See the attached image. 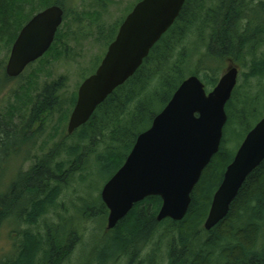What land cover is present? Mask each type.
Segmentation results:
<instances>
[{
  "label": "trees",
  "instance_id": "16d2710c",
  "mask_svg": "<svg viewBox=\"0 0 264 264\" xmlns=\"http://www.w3.org/2000/svg\"><path fill=\"white\" fill-rule=\"evenodd\" d=\"M255 1L257 5L253 0H215L208 9L205 0H185L174 24L153 46L136 73L97 107L85 125L72 135L67 134L54 152L37 159L29 172L19 173L8 190L0 192V229L9 220L26 227L17 238L12 255L0 259V264L68 263L83 241L78 225L73 224L75 218L80 216L82 228L83 220L95 218L103 219L105 227L108 212L99 195L88 196L90 201L85 200L75 210L76 217L50 223V215L64 210L60 197L68 189L66 178L72 183L77 174L80 183L94 191L88 179L100 169L107 174L105 184L122 166L137 136L150 127L183 80L197 76L208 91L216 84V71L220 70L217 64L221 66L228 57L240 59L244 55L251 58L249 74L234 88L225 106L227 121L220 148L193 189L183 220L157 222L161 200L146 198L134 205L113 230L104 229V238H109L106 252L94 257L96 250H91L82 264H115L119 258H125L126 264H264V161L246 178L227 217L210 231L203 229L212 196L239 147L232 155L223 149L225 128L232 121L245 122L261 107L258 102L264 97V4L262 0ZM52 4L64 8L62 0H0V53H8L23 25L38 10ZM93 4L97 5V1ZM82 13L84 20H98L92 11ZM119 23L110 29L105 43L113 40ZM104 27L99 24L100 35L104 34ZM59 30L40 61L50 55L57 57L56 48L63 41ZM202 48L206 49L203 54ZM208 60L211 62L206 68ZM5 78L8 79L6 75ZM248 78L256 82L251 92ZM60 89V83L51 82L38 97L41 111L59 110V125L69 118L76 102L74 93L63 104ZM155 102L161 107L151 110L149 105ZM31 113V120L21 131L0 129L1 164L8 160L10 151L25 142L24 135H29L30 123L37 118L35 108ZM262 113L244 137L264 117ZM72 139L73 144L65 143ZM58 149L65 154L61 161L55 158ZM95 191L99 193L100 189Z\"/></svg>",
  "mask_w": 264,
  "mask_h": 264
},
{
  "label": "water",
  "instance_id": "95a60500",
  "mask_svg": "<svg viewBox=\"0 0 264 264\" xmlns=\"http://www.w3.org/2000/svg\"><path fill=\"white\" fill-rule=\"evenodd\" d=\"M185 0H141L127 15L94 74L79 86L66 132L85 125L118 87L140 68L153 46L178 18ZM64 11L53 5L33 15L10 49L5 75L15 79L51 48ZM238 70L230 66L206 92L197 76L181 82L166 106L140 133L122 166L103 185L106 231L113 230L134 205L158 197L156 221L180 222L191 194L218 152L227 121L225 106L236 86ZM264 161V117L245 135L214 192L203 229L223 221L246 178Z\"/></svg>",
  "mask_w": 264,
  "mask_h": 264
},
{
  "label": "rangeland",
  "instance_id": "374dc122",
  "mask_svg": "<svg viewBox=\"0 0 264 264\" xmlns=\"http://www.w3.org/2000/svg\"><path fill=\"white\" fill-rule=\"evenodd\" d=\"M95 1H97V5L93 4ZM95 1L91 3V0H62L66 16L64 17L63 26L61 29L59 28V33L61 34L59 38L63 41H60L56 48L57 57L53 55L47 56L45 59L28 66L20 77L7 79L3 72L11 47L8 53L5 51L0 53V129L21 131L31 120L32 108L37 110V118L34 117L30 123L29 135H24L25 142L19 144L13 151L8 153V160L4 164L0 163V192H6L11 184L14 183L13 181L19 173L25 174L29 172V169L37 162V159L41 160L42 157L54 152L56 146L60 145L62 141L64 142V138L68 136L66 132L68 118L66 122L59 125V110L54 109L53 111L51 110L52 112L40 110L38 97L41 95L43 87L51 82L60 83L59 98L63 104L70 96L74 93L76 94L84 77L95 71H93L94 67L97 63H100L105 55V47L109 45L105 41L110 37V29L121 20L123 15L125 16V13L129 9L131 10L137 0ZM253 1V4L257 5V2ZM262 3L264 4V0H262ZM205 4V7L210 9V6L215 5V0H205ZM38 9H41V7L39 6ZM42 10H38V12ZM83 11L84 13L88 11L94 12L98 16V20L90 21L82 19ZM99 24L105 25L102 30L103 35H100ZM106 36L107 38H105ZM198 45L201 46V43ZM205 51L206 49L202 48L201 54L205 53ZM210 62L208 60L204 64L206 68ZM244 63L246 64L245 66H243ZM230 66L237 68L238 77L236 86L240 85L246 80V75L249 74L251 58L245 57V55L240 59L228 57L221 66L217 64L220 70L216 71V84ZM248 82L250 85L249 92H251V88L252 90L254 89L253 87L256 86V82L250 78H248ZM216 84L208 91H211ZM263 101L264 97L261 96L258 102V106L261 105V107H257L255 109L256 112L245 119L246 123L243 121L236 124L232 121L225 128V139L222 147L226 153L233 154L244 137L247 128L254 123L256 118L263 115ZM66 107L68 106L66 105ZM149 107L151 110H156L161 105L155 102L150 104ZM73 141V139L66 140L65 143L70 145V143L73 144ZM93 149L97 153L99 152L97 146L93 147ZM56 152V161L65 159L63 149H58ZM90 157L92 159V156ZM106 176L105 172L97 169L94 175L88 179V184H91L93 189H100L101 191ZM66 181L65 184L68 186V189H65L60 197L64 210L56 211V215L54 216L50 215L48 217L50 223L57 224L59 221L70 220L73 216L76 217L75 210L81 207L85 200L90 201L88 196L96 198L99 195L100 197V191L97 193L95 190L91 191L88 189L86 184L80 183L77 174L74 176L72 183L68 178H66ZM75 219L73 224L78 225L79 232L83 234V241L73 252L69 262L66 264H82L86 259L85 257H87L86 255L90 254L91 250L94 249L96 250L94 257L105 253L109 242V238H104L105 227L102 226L103 219L100 221L96 218L90 221L83 220V228L81 227L82 223L79 224L80 216H77ZM25 228V225L16 223L15 221L11 222L9 220L5 222L0 229V259L12 255L15 242ZM157 238L158 236L155 237L156 240ZM151 246H154V243ZM126 263L125 258H119L115 264Z\"/></svg>",
  "mask_w": 264,
  "mask_h": 264
},
{
  "label": "flooded vegetation",
  "instance_id": "af4514ba",
  "mask_svg": "<svg viewBox=\"0 0 264 264\" xmlns=\"http://www.w3.org/2000/svg\"><path fill=\"white\" fill-rule=\"evenodd\" d=\"M140 1H141V0H137L136 3L132 6L131 10L129 9V10L126 12L127 14L125 13V16L123 15V17L121 18L120 23H119V25H118V28H117V30H116L115 36H114L113 40L109 43V45L114 41V39H115V37H116V35H117V33H118V30H119L120 26L122 25V23L124 22V20H125V18L127 17V15L131 13V11L133 10V8H134V7H135ZM52 6H53V5H52ZM48 7H50V6H48ZM44 9H45V8H44ZM44 9H43V10H44ZM62 24H63V22H62ZM61 26H62V25H61ZM61 26H60V27H61ZM60 27H59V28H60ZM58 30H59V29H58ZM55 36H56V35H55ZM109 45H108V46H109ZM11 46H12V45H11ZM105 46H106V45H105ZM105 48H106V51H107L108 47H105ZM103 57H104V56H103ZM102 59H103V58H102ZM102 59H101V61H102ZM101 61H100V62H101ZM99 65H100V63L98 64V66H99ZM5 66H6V65H5ZM98 66H97V67H94L95 69H93V71H94V70L96 71L97 68H98ZM95 71H94L93 73H91L90 75L88 74L87 77L85 76L84 79L82 80V82H83L86 78H88L89 76H91L92 74H94ZM20 76H21V75H20ZM20 76H19V77H20ZM17 78H18V77H17ZM200 81H201V80H200ZM82 82H81V83H82ZM203 85H204V84H203ZM79 86H80V85H79ZM78 88H79V87H78ZM77 91H78V89H77ZM206 92H210V91H206ZM76 98H77V93H76ZM235 153H236V152H235ZM234 155H235V154H234ZM233 158H234V157H233Z\"/></svg>",
  "mask_w": 264,
  "mask_h": 264
}]
</instances>
